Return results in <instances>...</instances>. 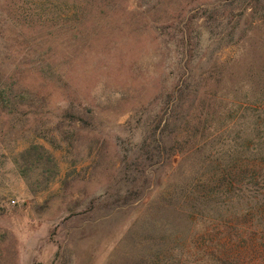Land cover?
Listing matches in <instances>:
<instances>
[{
	"label": "rangeland",
	"instance_id": "1",
	"mask_svg": "<svg viewBox=\"0 0 264 264\" xmlns=\"http://www.w3.org/2000/svg\"><path fill=\"white\" fill-rule=\"evenodd\" d=\"M0 99V264H235L250 166L181 191L264 158V0H0Z\"/></svg>",
	"mask_w": 264,
	"mask_h": 264
},
{
	"label": "trees",
	"instance_id": "2",
	"mask_svg": "<svg viewBox=\"0 0 264 264\" xmlns=\"http://www.w3.org/2000/svg\"><path fill=\"white\" fill-rule=\"evenodd\" d=\"M0 101L5 102L4 99ZM254 148L256 151L260 149L257 146ZM209 158L212 164L219 162L218 158L211 156ZM235 160L238 162L237 167H241L238 172L234 173L217 166L198 178L201 183L192 182L189 189L181 191V196L187 200L186 202L201 200L212 204L243 198L242 187L238 186L245 182L244 173L250 166L253 173L249 174L250 188L246 189L247 197L256 201V204L245 208L244 218L252 219V222L248 221L250 228L242 229L241 239L237 237L235 250L230 249L227 253H222L219 260L235 264H264V158L253 154Z\"/></svg>",
	"mask_w": 264,
	"mask_h": 264
}]
</instances>
